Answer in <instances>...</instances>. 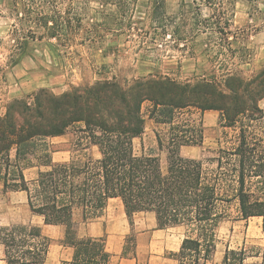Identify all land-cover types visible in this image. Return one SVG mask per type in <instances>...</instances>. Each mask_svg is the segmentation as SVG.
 <instances>
[{"label":"trees","instance_id":"trees-1","mask_svg":"<svg viewBox=\"0 0 264 264\" xmlns=\"http://www.w3.org/2000/svg\"><path fill=\"white\" fill-rule=\"evenodd\" d=\"M220 83L216 77L178 81L164 74L137 78H104L55 94L42 88L32 101L15 98L0 115V169L6 156L5 190H24L31 211L46 224L64 225L63 242L74 248L68 264H109L106 237H80L76 215L88 222L101 215L110 198L123 201L132 223L139 212L153 211L158 225H185L179 264H206L216 248L221 207L237 201L243 218H264V65L250 78L238 69ZM152 103L150 117L169 123L167 160L135 151L145 131L143 104ZM194 107L220 112L225 128L214 155L197 159L181 154L187 145H202L201 126L175 124V113ZM74 129L70 157L52 162L47 155L37 177L27 180L21 154L36 137L61 136ZM162 146V141L159 138ZM97 147L100 156L86 153ZM15 150V163L10 152ZM206 160L214 163L206 166ZM16 173L8 182L10 167ZM12 175V174H11ZM51 239L31 224L0 225V245L7 264H43ZM244 251L227 250L223 264H243Z\"/></svg>","mask_w":264,"mask_h":264},{"label":"rangeland","instance_id":"rangeland-1","mask_svg":"<svg viewBox=\"0 0 264 264\" xmlns=\"http://www.w3.org/2000/svg\"><path fill=\"white\" fill-rule=\"evenodd\" d=\"M198 4V1H183L178 12L169 13L165 0H153V4L144 0H0V115L15 98L28 97L32 101L33 93L42 88L55 94L70 89L59 93L41 87L13 96L7 88L9 72L82 69L81 72L98 73L93 83L104 78L131 79L149 74H164L178 81L216 77L223 83L229 69H238L250 78L264 65V46L243 44L241 32L232 35L229 28L225 29L230 12L224 16L219 13L217 18L206 17L204 14L208 11L201 10ZM224 5L231 7L230 1ZM259 104L264 111V98ZM151 109L152 103L146 101L143 104L145 131L135 139V151L159 155L166 164L171 124L160 121L165 119L163 113L160 117H150ZM214 111L220 116L219 111ZM204 112L188 107L175 113V124L184 125V129L195 124L204 133L202 145L181 148L184 156L211 157L219 141H223L225 128L219 125V116L214 119L208 112L205 118ZM259 125L264 127V117ZM74 140L73 128L55 138L36 137L21 154L20 164L27 180L46 169L39 164L47 160V155L55 152L56 161L67 160ZM86 153L94 158L100 156L97 147H91ZM2 158L4 171L6 156ZM10 158L15 163V150L10 152ZM205 165L212 167L214 163L206 160ZM9 171L13 177L16 168L12 166ZM236 206L237 201L224 204L223 219L235 216ZM76 221L83 222L80 214L76 215ZM185 228L186 235H194ZM132 238L129 236L127 253L132 252ZM221 240L217 237L216 248ZM222 249L220 243L218 251ZM2 252L4 246L0 245ZM213 255L210 260L216 264L215 260L219 262V259Z\"/></svg>","mask_w":264,"mask_h":264},{"label":"crops","instance_id":"crops-1","mask_svg":"<svg viewBox=\"0 0 264 264\" xmlns=\"http://www.w3.org/2000/svg\"><path fill=\"white\" fill-rule=\"evenodd\" d=\"M144 1L153 4V0ZM165 1L169 13H176L181 9L183 1L187 0ZM192 1H198L200 9L208 11V14H204L206 17L217 18L219 13L224 16L226 12H230L225 29L229 28L232 35L241 32L243 44L264 46V0ZM227 1H230L231 7H225ZM150 7L152 8L151 5ZM222 15L221 19L224 18ZM81 70L9 72L7 73L8 93L18 96L41 87H48L60 93L73 85L92 84L98 77L97 72H81ZM208 112L212 113L214 119L219 116L216 114L218 112L209 110L204 112L205 118ZM210 123H214V120ZM55 137L59 136L53 138ZM53 154L55 152L50 156L51 161L60 162L54 159ZM42 166L44 165L39 164L40 168ZM5 172L6 170L0 169V225L27 223L40 227L42 233L51 239L47 258L43 264H68L73 259L74 248L63 242L65 226L46 224L41 215L33 213L28 205L26 191L5 190ZM10 178L9 171L8 182L11 181ZM236 209L235 216L221 220L217 226L216 235L223 240L217 243L215 254L213 253V257L219 259V262L215 260V263L223 264L227 250H241L245 254L243 264H264V218L259 215L243 218L238 202ZM77 232L80 237L105 236L106 249L111 255L109 264H179L172 254L180 251L186 237L184 225L159 227L153 211L136 213L131 223L123 201L119 197L110 198L97 218L79 224L77 222ZM131 235L133 236L130 246L132 252L127 253L128 239ZM220 243L223 249L219 252ZM212 261L214 260H209V263L212 264ZM0 264H7L4 252L0 254Z\"/></svg>","mask_w":264,"mask_h":264}]
</instances>
